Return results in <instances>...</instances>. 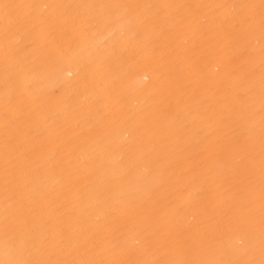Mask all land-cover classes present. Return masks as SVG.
<instances>
[{"label": "snow or ice", "instance_id": "snow-or-ice-1", "mask_svg": "<svg viewBox=\"0 0 264 264\" xmlns=\"http://www.w3.org/2000/svg\"><path fill=\"white\" fill-rule=\"evenodd\" d=\"M0 264H264V0H0Z\"/></svg>", "mask_w": 264, "mask_h": 264}]
</instances>
